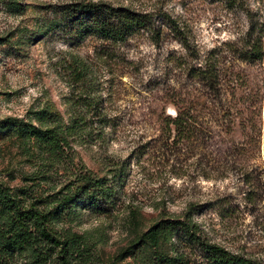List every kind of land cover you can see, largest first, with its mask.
<instances>
[{"label": "rangeland", "instance_id": "374dc122", "mask_svg": "<svg viewBox=\"0 0 264 264\" xmlns=\"http://www.w3.org/2000/svg\"><path fill=\"white\" fill-rule=\"evenodd\" d=\"M88 1L163 11L188 48L167 29L55 32L60 5ZM249 21L264 27V0H0V264H176L165 220L264 264V32L261 59L235 54ZM204 65L211 92L188 74ZM10 199L47 234L13 225Z\"/></svg>", "mask_w": 264, "mask_h": 264}, {"label": "trees", "instance_id": "16d2710c", "mask_svg": "<svg viewBox=\"0 0 264 264\" xmlns=\"http://www.w3.org/2000/svg\"><path fill=\"white\" fill-rule=\"evenodd\" d=\"M55 13L60 16L59 21L53 23L55 32L63 34L67 38L81 40L87 36H93L104 41L122 42L138 31H146L151 34V40L156 43L160 35L167 29L182 46L188 48L183 28L163 11H144L126 6H112L88 1L62 4ZM263 28L262 22H248L239 47L235 50L237 59L253 62L263 57ZM212 67L214 66L204 65L203 68L199 66L195 70L188 69V74L192 73L197 80L202 81V84L206 85L210 92L216 90L220 78L218 72ZM182 112L176 110L169 123L173 125V129L177 133L184 137L191 132L192 125L196 124L192 121V116L189 113L182 114ZM10 201L14 204L13 200L10 199ZM14 206L11 220L13 225L18 228H27L28 222L32 221L33 225L36 224L40 227V232L47 234L42 223L45 213L32 207L20 209L16 204ZM154 230L156 232L166 230L170 234L174 233L176 264H187L184 262L183 251L189 246L199 250L205 264H259L255 260L243 258L216 244L206 242L192 226L184 221H161L155 224Z\"/></svg>", "mask_w": 264, "mask_h": 264}]
</instances>
